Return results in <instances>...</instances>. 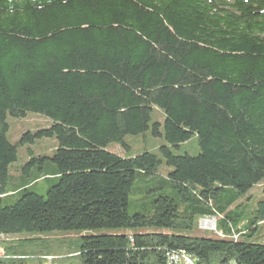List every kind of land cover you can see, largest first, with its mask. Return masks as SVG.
Listing matches in <instances>:
<instances>
[{"label":"trees","instance_id":"16d2710c","mask_svg":"<svg viewBox=\"0 0 264 264\" xmlns=\"http://www.w3.org/2000/svg\"><path fill=\"white\" fill-rule=\"evenodd\" d=\"M29 114L52 124L11 144L8 121ZM147 136L165 142L156 154L105 150ZM194 137L195 156L174 153ZM44 138L53 157L30 150L15 178L19 148ZM44 161L55 183L40 196L25 175L44 177ZM263 180L264 0H0V236L128 231L81 237L59 264H166L179 250L264 264V200L240 203ZM203 218L221 238L194 235ZM32 241L0 264H45Z\"/></svg>","mask_w":264,"mask_h":264},{"label":"rangeland","instance_id":"374dc122","mask_svg":"<svg viewBox=\"0 0 264 264\" xmlns=\"http://www.w3.org/2000/svg\"><path fill=\"white\" fill-rule=\"evenodd\" d=\"M156 121L161 122L163 120V117L156 113L155 115ZM10 130L8 134V141L11 144H15L23 134L25 133H35L38 130L47 129L51 126L52 122L47 119L40 117L36 114H29L25 119L23 120H13L10 119L8 121ZM127 148L122 147L117 144H109L105 150L109 153H112L114 155H117L122 158H128L133 157L138 154H141L143 152H150L156 154L158 152V148L161 145H164L165 142L160 139H154L150 136L144 137H138V138H127L126 139ZM32 152V155L35 157L37 156H44L45 158H52L54 152L57 150V141L54 138H44L41 141H38L36 145H25L21 148H19V155H18V163L14 165V169L12 170V175L17 178V175H19V168L23 166L24 164L28 163L30 159L32 158L30 151ZM199 152V148L197 145V140L194 137L191 141H189L186 144H183L179 151H176L174 153L177 154H188L191 156H195ZM45 173L46 175L43 176H36V172L34 170V167H31L29 170H27L25 178L28 180H32L37 178V181L35 184H32L28 182V185H31L30 191L40 195L45 196L48 189L54 185V175H52V172L50 171L51 165L49 161H44ZM168 169L166 168L165 164H163L158 174L161 177H165L168 173ZM145 185L144 181H138L134 185V187H138L137 189H142ZM263 186H264V180L254 186L249 192L244 194L242 196V199L240 200V203L245 202L246 205H255L259 201L264 200L263 195ZM151 196V195H149ZM138 198L136 195H131L129 198V206H128V213L133 214L139 211V208L135 205V200ZM8 205L11 204V201L7 202ZM207 222V224H205ZM216 218H203L198 221V224L196 225V231L194 235L201 236V235H208L210 236V233H213L216 237H219L218 231L216 230ZM198 230V231H197ZM161 232H168L165 230H162ZM128 231L124 230H96V231H86V232H71V233H47L44 235H36L32 236L29 234H22V235H13V236H0V257L4 256L3 248L11 245H16L19 243V241H22L24 239L32 238L34 241H32L30 244L33 246L35 245L38 249H44L45 253L51 254L50 256H47L45 259V264H59L57 259L65 258L67 257V253L74 251V247L77 245V242L81 237L84 236H100V235H120V234H127ZM257 238H260V242L264 243V223L260 225L258 231H257ZM236 237H234L235 239ZM167 255V254H166Z\"/></svg>","mask_w":264,"mask_h":264},{"label":"built area","instance_id":"2783aa9c","mask_svg":"<svg viewBox=\"0 0 264 264\" xmlns=\"http://www.w3.org/2000/svg\"><path fill=\"white\" fill-rule=\"evenodd\" d=\"M221 238L222 235L219 234ZM166 264H196L195 260L185 251H171L166 255Z\"/></svg>","mask_w":264,"mask_h":264},{"label":"water","instance_id":"95a60500","mask_svg":"<svg viewBox=\"0 0 264 264\" xmlns=\"http://www.w3.org/2000/svg\"><path fill=\"white\" fill-rule=\"evenodd\" d=\"M229 264H233V263H229Z\"/></svg>","mask_w":264,"mask_h":264},{"label":"bare ground","instance_id":"6f19581e","mask_svg":"<svg viewBox=\"0 0 264 264\" xmlns=\"http://www.w3.org/2000/svg\"><path fill=\"white\" fill-rule=\"evenodd\" d=\"M205 224H207V222Z\"/></svg>","mask_w":264,"mask_h":264}]
</instances>
